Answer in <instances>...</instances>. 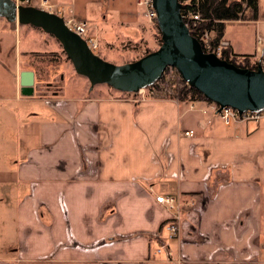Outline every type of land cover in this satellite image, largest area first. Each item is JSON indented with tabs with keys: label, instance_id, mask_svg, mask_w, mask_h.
<instances>
[{
	"label": "crops",
	"instance_id": "1",
	"mask_svg": "<svg viewBox=\"0 0 264 264\" xmlns=\"http://www.w3.org/2000/svg\"><path fill=\"white\" fill-rule=\"evenodd\" d=\"M50 1L102 31L116 24L150 40L137 0ZM28 27L10 23L11 39L0 38V102L8 105L0 107V190L16 208L19 264H264V120L227 126L208 102L137 103L105 85L85 97L86 77L58 85L60 42ZM258 36L264 0L257 20L226 23L223 39L238 64L258 67ZM24 72L34 74L32 96L23 94ZM161 195L181 205L174 239L163 234L173 213L157 203Z\"/></svg>",
	"mask_w": 264,
	"mask_h": 264
},
{
	"label": "water",
	"instance_id": "2",
	"mask_svg": "<svg viewBox=\"0 0 264 264\" xmlns=\"http://www.w3.org/2000/svg\"><path fill=\"white\" fill-rule=\"evenodd\" d=\"M161 46L142 58L123 65L103 60L87 42L70 31L62 17L33 6H18L13 0H0V18L11 24L33 26L54 36L62 45L76 73L96 86L108 85L122 93L136 94L158 82L173 67L190 88L223 108L240 113L264 110V71L240 68L213 53H206L190 33L179 0H153ZM23 94L34 93V74L21 77Z\"/></svg>",
	"mask_w": 264,
	"mask_h": 264
},
{
	"label": "rangeland",
	"instance_id": "3",
	"mask_svg": "<svg viewBox=\"0 0 264 264\" xmlns=\"http://www.w3.org/2000/svg\"><path fill=\"white\" fill-rule=\"evenodd\" d=\"M31 4L32 3L30 2V5H21V6H31ZM39 6H40V3H38L37 6H33V7L40 9ZM64 7H65V9L71 8V7H66V6H64ZM137 7L139 8L138 4H137ZM139 9H141V8H139ZM142 17H143V23L146 25L147 30L150 33L149 34L150 40L146 44H143L142 41H139V37H134L130 34L127 35L126 33H124L123 28L117 27L116 24H115V26H113V27H115V29H113L112 32H108L109 30H104V31L101 30V26H100L99 22H97L98 20L91 21V22L88 21L90 24V31H89L90 37L93 38L98 43V50H97L96 54L99 57L101 56V58L103 60H105L109 63L115 64V65H123V64L134 62V61L142 58L143 56H145V53L149 50L150 51H156L161 46V43H162V41L160 39L161 34H160V31H159V28L157 25V20L153 16L149 17V16L145 15L143 11H142ZM248 22H252V21H248ZM248 22H240V23H248ZM9 26H10L9 22H7L4 18H0V38L11 39V35L7 34V28H9ZM31 28L35 32L38 33L39 37L45 38L46 40H52L51 39L52 37L47 35V34H44L41 29L33 28L31 26L28 27V29H30V30H31ZM230 30H232L231 34L234 36L237 32V27H236V29H229V31ZM251 31L254 32V29ZM24 33H25V31H24ZM24 33H22V35L19 36V38H21L22 40H25ZM105 35H107V37H104ZM103 37H104V39H103ZM229 37L231 38V35ZM55 44H57V43L55 42ZM60 51H61L62 55L60 56V60L57 61L58 64L55 66H59L61 71H62L60 74L61 80L57 81L59 83L58 85L64 87V86H67L70 84L72 76L74 78H78L79 75H77L74 67L70 68V71L65 73L66 63L71 62V61L67 57L63 48H60ZM45 64H46V68H48L49 66H51V67L54 66L53 63H49V62L45 63ZM36 65H38V64H34V67H37ZM37 68L40 71L41 76L45 79V81H47V78L49 75L48 71H43L40 66ZM50 73H53V71ZM166 74H168V73H166ZM177 78L178 77L176 75H175V77H170L171 84L168 85V87L172 90V94L169 96V97H171V99H169V100H172L175 103H177V102H176V100L172 99L173 96H176L177 97L176 99H179V92L181 90H184L176 82H173V81H175V79L177 80ZM100 86H103V85H100ZM100 86H96L95 90H96V88H100ZM104 87H105V91L108 89L109 91L116 92L121 96H127L126 94H123L122 92L119 93V92L111 89L107 85H105ZM87 88H88V90H87V93H88L90 91V82L88 83ZM130 94H132V93H130ZM84 95H85V97H86V95L90 96L89 94H84ZM129 96L135 98L134 94L129 95ZM179 102H180L179 104H182L181 101H179ZM7 106H8L7 103L0 102V107L6 108ZM33 107H34V111H36L37 105H34ZM17 110H18V108L16 106H14L13 108L10 109V111H7V112L10 116H12L14 114V112ZM4 122H5L4 131L8 136L11 137L13 134L16 133V129L10 123V121H8V119L5 118ZM5 199L6 198H5L3 190H0V264H19L21 254H19V253L12 254V252H14V249H15V246L12 245L14 243L12 240V235H13L12 231H13V223H14L15 219H13L12 216L15 215V209L16 208L15 207L10 208V207L6 206L4 203ZM169 223H167L164 226V230H163V234L168 239H169L170 234L166 231V226Z\"/></svg>",
	"mask_w": 264,
	"mask_h": 264
},
{
	"label": "built area",
	"instance_id": "4",
	"mask_svg": "<svg viewBox=\"0 0 264 264\" xmlns=\"http://www.w3.org/2000/svg\"><path fill=\"white\" fill-rule=\"evenodd\" d=\"M18 6L21 5H30L31 0H13ZM40 6L39 8L43 11H46L50 14H56L60 17H62L65 21L66 27L84 39L90 49L94 51L95 53L98 50V43L90 37V24L87 20L77 18L74 15V10L72 8L65 9L64 6H61L59 4L52 3L50 0H40L39 1ZM137 4L139 8H141L144 11V14L149 17H154L157 19V14L153 6V0H138ZM193 22L196 24V22L200 21L199 14H193L191 16ZM201 45L206 53H213L217 55L219 58L222 59V56L224 54V51L226 49H230L231 45L230 43L222 39L219 43V45L214 46L212 44L211 34L209 32H205L201 37ZM257 46H258V52H257V58L259 60V66L264 71V39L260 36L257 37ZM258 67H256L257 69ZM168 73V74H166ZM175 75L178 77L175 81L182 89H185L186 87H189L188 83L181 77V75L177 72V70L173 67H168L166 69V72H164L162 78L156 82L155 85L146 88L141 89L138 93L134 94L135 96V102L137 103H143L147 102L149 100L154 99H171L169 97L172 94V90L168 87L170 82V77H175ZM176 96H173V100H176V102L179 104L180 100L176 99ZM211 104V110L213 113H216V115L219 117V119L227 126L232 124H239L244 122H254L259 123L260 121L264 120V110L263 111H247L244 113H240L239 111L233 109V108H223L221 112L218 113L219 106L215 103ZM194 109V106L191 107ZM207 113L206 111L204 112ZM194 134L193 131L186 132L184 135L192 137ZM156 201L158 204L164 206L169 212L173 213V219L171 222L166 226V231L170 234L169 238L174 239L178 237L180 234V219H181V205L179 204L178 198L174 196H157ZM161 250H159V253Z\"/></svg>",
	"mask_w": 264,
	"mask_h": 264
},
{
	"label": "trees",
	"instance_id": "5",
	"mask_svg": "<svg viewBox=\"0 0 264 264\" xmlns=\"http://www.w3.org/2000/svg\"><path fill=\"white\" fill-rule=\"evenodd\" d=\"M179 1L182 4V15L184 21L187 24L191 35L202 43L201 41L202 35L205 32H209L211 34L212 44L214 46L219 45L220 41L223 39L226 23L255 21L259 18V0H179ZM193 14L194 15L199 14L200 16V21L196 22V24L193 22L191 18ZM151 52L153 51L149 50L145 53V55ZM222 59L240 68L251 69V70L256 69V67H253L248 64H238L236 58L232 56L230 49H226L224 51ZM94 91L95 88L93 91H89L88 94L90 95ZM123 94H126L127 96L132 95L130 93H123ZM179 99L182 103H187V104L198 100L212 103L211 101L207 100L202 93L190 87H186L184 90H181L179 92Z\"/></svg>",
	"mask_w": 264,
	"mask_h": 264
}]
</instances>
